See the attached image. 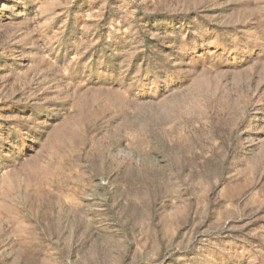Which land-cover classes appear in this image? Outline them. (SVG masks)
I'll return each mask as SVG.
<instances>
[{
	"label": "rangeland",
	"instance_id": "1",
	"mask_svg": "<svg viewBox=\"0 0 264 264\" xmlns=\"http://www.w3.org/2000/svg\"><path fill=\"white\" fill-rule=\"evenodd\" d=\"M0 264H264V0H0Z\"/></svg>",
	"mask_w": 264,
	"mask_h": 264
}]
</instances>
